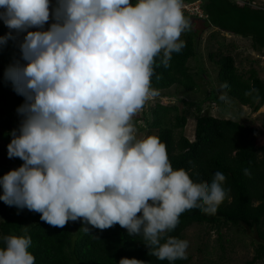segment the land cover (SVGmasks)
Masks as SVG:
<instances>
[{
  "label": "clouds",
  "instance_id": "1",
  "mask_svg": "<svg viewBox=\"0 0 264 264\" xmlns=\"http://www.w3.org/2000/svg\"><path fill=\"white\" fill-rule=\"evenodd\" d=\"M0 20V45L23 34L4 78L24 98L6 145L23 163L0 176V201L51 226L80 219L85 233L119 224L157 259L185 260L188 242L166 233L186 210L214 214L225 176L194 182L132 121L158 95L154 64L167 68L185 46L182 0H0ZM0 240V264H35L30 236Z\"/></svg>",
  "mask_w": 264,
  "mask_h": 264
},
{
  "label": "trees",
  "instance_id": "2",
  "mask_svg": "<svg viewBox=\"0 0 264 264\" xmlns=\"http://www.w3.org/2000/svg\"><path fill=\"white\" fill-rule=\"evenodd\" d=\"M194 1H199L202 15L183 12L189 21L188 29L180 36L185 46L179 53L171 54L167 68L154 64L151 84L157 91L174 86L177 91L182 89L184 93H190L200 87L188 65L196 56L199 40L196 25L216 28L211 37L221 31L248 37L255 50L264 48V3L257 8L251 7L253 0L244 4H238L235 0H182V4ZM207 58L214 65L216 84L226 101L218 99L215 91H211L202 100L187 103L194 109L193 140H188L181 132L174 135L175 129H182L186 123V116L179 114L176 106L156 103L147 127L156 131L155 136L165 145L174 169L186 170L197 183H208L214 173L220 171L225 176L223 187L227 189V194L214 214L199 209L181 213L175 229L166 235L184 240V231L193 224L217 228L225 224L245 225L254 229L261 242L256 249L257 255L252 259L254 261L264 256V149L256 144L255 128L243 125L236 119L214 117L201 111L203 105L209 106L210 100L214 99L223 113L230 111L232 106L247 107L251 112H256L264 105V80L253 68L245 74L238 72L234 58L219 49L209 51ZM16 59H19L18 44L12 50L4 51L1 61L6 68ZM155 60L158 62L159 57ZM199 72L201 77L208 78L203 68L200 67ZM3 83L11 85L0 72V102L4 107L0 122L8 132V144L11 139L9 133L13 130L10 111L23 101L8 99ZM170 113H174L172 119L166 118ZM260 127L264 132V116L260 120ZM8 159L12 169L23 163L19 157ZM3 174L0 173V176ZM72 222L73 227L68 222L62 227L51 226L40 219L38 212L18 209L15 205L0 201V236H30L29 250L34 255L35 264H118L122 257L136 258L143 264H170L166 259L160 260L151 254L141 235L130 236L119 224L105 229L91 228L85 233L80 230V219ZM2 244L0 240V246ZM187 263L188 257L171 262Z\"/></svg>",
  "mask_w": 264,
  "mask_h": 264
},
{
  "label": "rangeland",
  "instance_id": "3",
  "mask_svg": "<svg viewBox=\"0 0 264 264\" xmlns=\"http://www.w3.org/2000/svg\"><path fill=\"white\" fill-rule=\"evenodd\" d=\"M235 1L238 4H244V2L249 0ZM263 3L264 0H253L250 2V5L252 8H257V6H261ZM189 11L191 12L190 9ZM45 27H47V23ZM196 28L198 29L199 36L196 56L189 61L188 65L190 71L195 73V78L199 82L200 87L190 93H184L182 89H178L177 91L174 86L158 91V95L147 100L143 107L132 117L138 136L155 135L156 131L150 130L147 127V122H150L152 119L151 110L154 105L160 103L163 106H176L177 112L179 114L183 113L186 116L184 127L182 129H175L174 135L177 136L181 132L191 141L193 140L195 118L194 109L189 107L187 103L202 100L206 94H211V91H215L214 93L218 99L226 101V98L216 84L214 65L207 58L209 51L219 49L223 53L230 54L234 58L238 72L245 74L248 69L253 68L257 71L258 76L264 80V48L259 51L255 50L252 46V41L248 37L221 31H218L219 33L211 37V34L216 32V28L198 27V25H196ZM8 31L9 29L0 20V36H3ZM22 35L16 39H8L6 44L0 45V72L3 77L5 71V64L1 61L3 52L16 47ZM200 67L206 71L208 78L201 77V73L199 72ZM3 87L8 99L18 98L21 101L24 100L21 95H18L13 90L10 84L3 83ZM210 101L209 106L203 105L201 113L210 114L214 117L236 119L243 125L255 128L256 144L258 147L264 149V132L260 127V120L264 116V105L256 112H251L247 107L232 106L230 111L223 113L214 99ZM3 108L0 102V119ZM17 108L18 106L12 108L10 111L11 129H18L22 118L17 113ZM173 114L170 113L166 118L172 119ZM2 125L0 122V173H6L13 166L10 164L7 156L8 132ZM1 191L2 189H0ZM68 223L73 227L72 221H68ZM183 235L184 240L189 244L187 264H264V256L252 261L257 255L256 249L261 242L257 239L254 229H249L245 225L234 226L225 224L217 228L216 226L205 224H193L184 231Z\"/></svg>",
  "mask_w": 264,
  "mask_h": 264
},
{
  "label": "built area",
  "instance_id": "4",
  "mask_svg": "<svg viewBox=\"0 0 264 264\" xmlns=\"http://www.w3.org/2000/svg\"><path fill=\"white\" fill-rule=\"evenodd\" d=\"M189 6V8H188ZM189 9L191 10V12L189 11ZM182 10L185 13L188 14H197L198 16L202 15V12L199 8V1H194L191 3H187V4H182Z\"/></svg>",
  "mask_w": 264,
  "mask_h": 264
}]
</instances>
